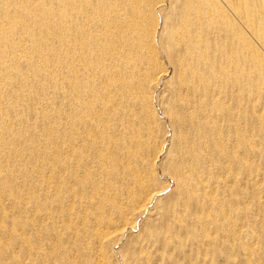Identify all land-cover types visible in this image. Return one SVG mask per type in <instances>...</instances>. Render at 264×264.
I'll return each instance as SVG.
<instances>
[{"label":"bare ground","instance_id":"1","mask_svg":"<svg viewBox=\"0 0 264 264\" xmlns=\"http://www.w3.org/2000/svg\"><path fill=\"white\" fill-rule=\"evenodd\" d=\"M30 1L36 3L0 2V11L15 17L0 28V65L9 63V49L14 46L17 53L30 54L20 42L45 33L41 43L49 50L34 56L48 68L42 78L54 80L57 90L77 95L92 93L93 84L99 82L97 95L106 99L105 112L96 111L91 122L82 121L91 150L80 154L73 148L72 154L67 143H58L54 149L71 154L66 157L74 166L67 173L48 168L34 175L44 190L55 192L65 179L87 181L82 182V199H69L68 214L52 223L74 235L63 243L62 252L75 262L81 255L92 264H125L121 249L127 241L126 258L132 264L133 249L144 235L160 234V239L174 244L186 235V254L192 236H197L208 264L216 260L205 245H214L224 233L230 240L219 244L229 246L226 251L232 257V251L240 249L264 259V161L257 164L264 155V0ZM74 16L77 20L68 25ZM16 36L21 38L18 44ZM69 53L82 58L70 59ZM13 62L20 64L18 59ZM4 73L13 76L16 68ZM4 90L6 86L0 85ZM84 107L91 111L90 105ZM10 111L0 98V117L6 119ZM108 112L110 128L102 124ZM22 114L27 120H16L24 125L19 138L29 137L47 158L39 131L44 117L25 106ZM2 119L0 126L10 124ZM97 130L106 134L110 130V143L95 141ZM80 131L74 124L65 127L66 135ZM27 144L16 148L15 158ZM41 157L35 153L31 161L40 165ZM0 160L6 163L7 155L0 152ZM242 166L248 171L241 174ZM0 183L9 197L0 199V227L4 215L15 212V204L27 195L37 214H48L47 207L62 202V196L43 194L14 176L0 173ZM70 193L74 196L77 190L71 186ZM245 193L252 197L244 201ZM148 218L161 221L160 227L146 223ZM21 226L37 237L48 232L39 224ZM88 230L92 240L77 243L76 238ZM12 240L25 248L34 243L18 230L6 235L7 242ZM177 247L180 253L182 247ZM56 250V243L39 246L28 252L25 261L31 263L40 253L44 264H52L47 257ZM157 251L155 260L163 253L162 248ZM10 252L8 247L3 254L0 250V264L15 258ZM161 260L174 264L179 257ZM240 263L238 257L232 261Z\"/></svg>","mask_w":264,"mask_h":264},{"label":"rangeland","instance_id":"2","mask_svg":"<svg viewBox=\"0 0 264 264\" xmlns=\"http://www.w3.org/2000/svg\"><path fill=\"white\" fill-rule=\"evenodd\" d=\"M4 0H0L2 3ZM27 6H32L36 3V1L24 0ZM45 1V0H39ZM20 6V5H19ZM78 16L71 17L68 21V25L73 24L75 20H77ZM14 16H11L6 11H0V28L1 26L5 28L6 25L13 21ZM76 25V24H75ZM35 30H38L37 27H34ZM46 35L43 33L41 36H34L31 39L21 41V38L16 36L15 42L23 46L24 49H27L30 54H22L17 53V49L14 46L10 48V58L6 60L9 62L8 64H1L4 69H0V85H5L6 90L0 91V98L11 107V111L6 114V119H2L4 122L7 120L10 123L8 125L0 126V152H3L8 157V161L6 163L1 162L0 160V173L1 175H6L8 178L15 177L17 180H20L21 183L32 187L33 189L40 191L43 194H55L62 196V202H60L55 207H47L48 214H37L34 212L35 203L32 201V197L27 195V198H23L20 203H16V211L13 213H9L4 215V225L0 227V250L1 254L6 251V247L10 248L14 253L15 258L9 261V264H27L25 259L28 255V252H36L37 248L42 245H50L52 243H56L57 250L53 254H49L47 259L52 261V264H92L88 262L90 259L86 258L84 260L83 256L77 255L76 261L71 257H67L64 252H62L63 247L65 246L63 243L70 242L74 239V235L65 232L63 229L57 227L52 224L57 219H61L65 217L69 212V199L73 200H81L82 196L80 195L81 187L84 183H87L86 180L82 179V182H71L69 179H65L66 181H60L61 186L59 187V191L55 192L54 190H44L41 187L40 181H34V175H39L44 169L53 168L54 170H58L62 168L65 172L68 167L74 166V161L67 158L65 152L56 151L54 146L58 143L66 144V148L72 150V154L74 153L73 148L80 152H87L91 150L92 144L90 141L88 142L85 134L87 133V128L83 125V119H86L91 122V120L96 118V111L102 110L106 111L105 101L100 100L97 95V89L100 86L99 82L93 84L92 93L88 91L81 93L80 95L72 93L73 91H64L57 90L59 87L55 84V81L50 79L46 80L42 78V73L48 71L47 66L44 63H41L39 59L34 58V56L41 50H49L44 43H41L42 39H45ZM85 41V40H84ZM1 54V51H0ZM108 54L105 60L109 57ZM69 58L73 60H78L82 58L81 55L69 53ZM101 58V57H100ZM18 59L20 64H15L13 60ZM96 60V59H95ZM98 62H102V59H99ZM14 69L16 68V74L13 76H9L4 73L6 69ZM28 80L29 83H26ZM43 82H48L42 84ZM32 85L31 88L28 84ZM110 86V81H109ZM67 89V87H66ZM256 96V95H255ZM245 101V99H244ZM85 105L91 106V111L88 110ZM23 106L26 107L27 110H34L39 115L44 117V121L41 122L39 127V131L45 140L44 148L47 149L48 157L46 158L41 150V147L35 145L29 137L25 139L19 138V131L23 129L24 125H18L16 120L21 117L24 120H27V117L23 116L22 109ZM83 106L79 111V107ZM77 108L75 111H78V114L72 116L74 108ZM13 113V114H11ZM77 118L80 121L77 123ZM58 126H54V124ZM67 124H74L77 127V130L81 128V131L78 135H66L65 127ZM102 124L106 125L107 128H110V112L105 113V119ZM108 134L106 131L101 132L100 130L95 131L94 140L95 141H106L110 143V130H108ZM106 135V139L103 136ZM67 137V138H66ZM28 143L27 147L20 152V156H16L15 158V150L18 148L20 144ZM262 145H264V140L262 141ZM35 153H38L41 157V164L37 165L36 162L31 161V156ZM75 158V157H74ZM18 159V160H16ZM260 161H264V155H260V159H257V164H260ZM255 168V166L253 167ZM248 171V168L242 166L240 168V173H244ZM254 171V170H253ZM67 173V172H66ZM39 177V176H38ZM73 186L77 190L76 195H71L70 187ZM26 195V194H25ZM245 193L241 195L242 199L246 201L252 196H247ZM6 193L3 191L2 183H0V199H8ZM25 205H28L24 207ZM43 203L39 204L41 207ZM90 209L96 211L97 207H89ZM1 214V213H0ZM52 219V220H49ZM35 221V222H32ZM24 222L26 225H41L44 231H48L47 235H43L37 237L34 231L27 227H22L21 223ZM146 223L152 224L159 228L161 221H153V218H148L145 220ZM259 224H256L258 226ZM12 230H18L20 232H24L28 238L34 243L25 248L22 245V242L12 240L7 242L6 235H8ZM222 233L219 234V236ZM192 236V235H191ZM191 247L187 250L185 248L189 246V241L187 236H183L180 240H175L177 243L174 244L170 241H164L160 239V234H149L143 236V241L138 246H135L133 252L135 253V262L132 264H166L165 261L161 260L162 257L167 259L168 256L177 255L179 260L174 262V264H204V249L200 247L202 242L197 239V236H192ZM77 239V243H85L86 241H91L92 237L89 234V230L79 236ZM221 240H230L224 233L220 236V240L217 241L214 245L209 243L206 246L209 252V257L213 258L217 261H225L224 264H232V261L236 257L241 262L240 264H264V259L259 257H251L246 253H243L240 249L232 251L234 257H232V253L227 252L226 250H230L228 247H223L220 243ZM175 245V246H174ZM218 245V246H217ZM230 245V244H228ZM116 246V245H115ZM181 246L182 251L180 253L177 252V249ZM121 249V255H123V260L125 264H129V260L126 258V251L130 247V244L127 241H123ZM222 247L225 248L224 252H222ZM157 248H162L163 253L159 255V258L155 260L156 253H158ZM264 251V244L262 245ZM198 249V252L196 251ZM120 250V248L118 249ZM183 252V254H182ZM110 253V245H108V251L106 254ZM36 260H33L28 264H44V259L41 258V254L36 253ZM71 256V255H70ZM128 256V255H127ZM74 258V256H72ZM264 257V256H262ZM209 258V259H210ZM260 259V260H259ZM208 260V259H207ZM155 263H154V262ZM212 263L209 260L208 264H217ZM112 264V263H110ZM114 264H122L118 261Z\"/></svg>","mask_w":264,"mask_h":264}]
</instances>
